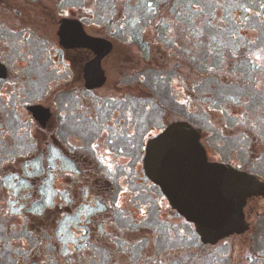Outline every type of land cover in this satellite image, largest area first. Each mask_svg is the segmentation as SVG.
<instances>
[{
    "label": "flooded vegetation",
    "instance_id": "flooded-vegetation-1",
    "mask_svg": "<svg viewBox=\"0 0 264 264\" xmlns=\"http://www.w3.org/2000/svg\"><path fill=\"white\" fill-rule=\"evenodd\" d=\"M241 4L70 0L17 11V29L0 21V264H237L215 249L251 230L264 195L248 199L245 233L212 245L195 230L199 249L181 244L184 231L146 226L155 194L140 196L158 187L147 143L176 121L201 129L210 162L264 182V0ZM4 30L22 33L15 57ZM23 51L33 60L20 69ZM261 219L253 254L264 262V208ZM124 221L138 229H118ZM141 238L160 252L135 256Z\"/></svg>",
    "mask_w": 264,
    "mask_h": 264
},
{
    "label": "water",
    "instance_id": "water-1",
    "mask_svg": "<svg viewBox=\"0 0 264 264\" xmlns=\"http://www.w3.org/2000/svg\"><path fill=\"white\" fill-rule=\"evenodd\" d=\"M66 26L64 22L61 31ZM3 69L0 65V77L6 76ZM201 134L187 121L171 123L148 141L144 168L172 208L194 223L202 242L214 245L249 229L244 208L249 198L264 195V182L228 164L210 162Z\"/></svg>",
    "mask_w": 264,
    "mask_h": 264
},
{
    "label": "rangeland",
    "instance_id": "rangeland-1",
    "mask_svg": "<svg viewBox=\"0 0 264 264\" xmlns=\"http://www.w3.org/2000/svg\"><path fill=\"white\" fill-rule=\"evenodd\" d=\"M70 1V0H69ZM69 1L66 0V2H63L58 5V0H0V21L1 22H9L13 26L16 24L18 21V18L20 17V14L17 13V11L23 12V15L27 14V12L31 13V9H40L41 5H46L49 7V9H66V6L69 4ZM226 1V2H224ZM242 0H221V9H233V7H241ZM253 5H256V0H253ZM18 14V15H17ZM17 29V27L15 26ZM7 31H2V36L1 37H6L5 39H12V53L13 57L17 55V49L19 45H16V40L20 39L22 37L21 32L15 31L13 34L6 33ZM0 42H3V40H0ZM23 50L26 49V47L22 46ZM36 55V52H35ZM23 56V57H22ZM21 57L14 58L15 59V65L19 67V65L22 64V62H31L33 58L27 59L26 60V52H22ZM37 57V56H35ZM39 58V57H38ZM14 63V62H13ZM20 69L23 67H19ZM192 118V116H190ZM150 194V196L155 194L153 197L155 198V201H152V205L150 207V219L149 222H145L144 224L146 226H150L154 230H165L167 229V226L170 227L173 231L181 230L184 231L181 233V235L186 236V242L181 243L182 245H193L195 248H201V244L197 242V234L195 233V229L192 225L191 226H186L181 222V219L179 218L178 215H174L170 211V207L168 204V199L167 197L163 194L161 189L159 187H152L149 189L144 185V188L142 186V191H141V196H140V201L144 202L146 201L145 198L147 196L145 194ZM151 200V199H149ZM257 205L255 206V210L252 212L251 215V221L253 223V226L249 232H247L244 235L241 236H236L235 238H230L228 243L226 245H221L220 247H217L215 251H222V252H231L232 255H234V258L236 259L237 264H264L262 259L260 257H255L253 254L254 252L260 253L261 251V246H262V219H261V213H262V208H264L263 202L261 199H259L257 202ZM121 206L125 207V203L121 202L119 203ZM4 205H0V212L2 213V208ZM126 212L128 209L125 210ZM136 211V210H135ZM138 215L145 214L144 210L141 208L139 211L137 210L136 212ZM177 213V212H176ZM168 220V223L164 222L162 225L159 223L160 220ZM70 219L64 220L63 221V226L64 229H68V221ZM75 219H72L70 221H73ZM69 221V222H70ZM6 225L9 223V221L5 222ZM4 221H0V231L4 230L3 227ZM118 229H133L137 230L138 226H135L134 223L131 221L127 222H119L118 223ZM114 229H116L114 227ZM173 237V236H172ZM4 237H0V241H3ZM142 242L140 245H136V251L134 252L135 256L136 254L138 255L139 252L142 254L150 255L153 253H159L160 252V244L158 243V239H154L153 242L151 243H146L143 238ZM164 244V243H163ZM140 247V249H139ZM221 248V249H219ZM185 255L184 253H182ZM161 260L164 262L166 260V254L161 253ZM214 260L211 261L213 263ZM126 262V260H125Z\"/></svg>",
    "mask_w": 264,
    "mask_h": 264
},
{
    "label": "clouds",
    "instance_id": "clouds-1",
    "mask_svg": "<svg viewBox=\"0 0 264 264\" xmlns=\"http://www.w3.org/2000/svg\"><path fill=\"white\" fill-rule=\"evenodd\" d=\"M65 239H66V242H70L72 237L71 236H66Z\"/></svg>",
    "mask_w": 264,
    "mask_h": 264
},
{
    "label": "snow or ice",
    "instance_id": "snow-or-ice-1",
    "mask_svg": "<svg viewBox=\"0 0 264 264\" xmlns=\"http://www.w3.org/2000/svg\"><path fill=\"white\" fill-rule=\"evenodd\" d=\"M147 7L151 8V7H152V5H151V4H148V5H147ZM121 150H122V149H121Z\"/></svg>",
    "mask_w": 264,
    "mask_h": 264
}]
</instances>
